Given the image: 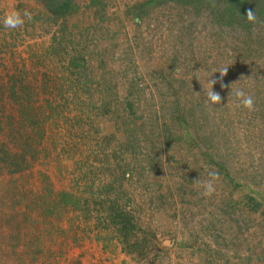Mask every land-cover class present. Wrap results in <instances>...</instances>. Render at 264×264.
<instances>
[{"label": "rangeland", "instance_id": "rangeland-1", "mask_svg": "<svg viewBox=\"0 0 264 264\" xmlns=\"http://www.w3.org/2000/svg\"><path fill=\"white\" fill-rule=\"evenodd\" d=\"M230 1L0 0V264H264V0Z\"/></svg>", "mask_w": 264, "mask_h": 264}, {"label": "clouds", "instance_id": "clouds-1", "mask_svg": "<svg viewBox=\"0 0 264 264\" xmlns=\"http://www.w3.org/2000/svg\"><path fill=\"white\" fill-rule=\"evenodd\" d=\"M25 19L31 20L32 15L30 12H25L24 16L22 17L19 12L16 11H9L5 13L4 16V27L8 29H16L18 27H21L24 24ZM246 19L249 23H256L257 22V16L252 11L249 10L246 14ZM227 72V69H224L223 71L219 72L221 74V77H223ZM215 81H210V89L207 91L206 96L207 99L205 101L206 104L210 105H218L220 104L222 97L218 92L213 91V84ZM221 87H224L223 84H221ZM233 95L231 92L229 96ZM234 96L236 100L239 102L240 106L248 109L253 110L254 108V99L252 95L246 93L244 89L240 88L237 89L234 93ZM207 170V169H206ZM208 171V179L201 181L199 178L198 180L194 181V183L198 186L203 188L202 195L206 197H210L215 192V186L214 183L219 179V174L215 171L207 170Z\"/></svg>", "mask_w": 264, "mask_h": 264}, {"label": "trees", "instance_id": "trees-1", "mask_svg": "<svg viewBox=\"0 0 264 264\" xmlns=\"http://www.w3.org/2000/svg\"><path fill=\"white\" fill-rule=\"evenodd\" d=\"M42 1H44V0H42ZM52 0H48V2L49 3H52L51 2ZM239 4H241V2H239V0H231L230 1V3L227 5V8H226V11L228 12V17H229V19H234V20H239V19H242V20H244V18L245 17H243V18H239L238 19V16L240 15V12H236V10L237 9H239V7H240V5ZM58 9V8H57ZM52 14H54V15H60V11L59 10H57L56 12H55V10H53V11H50ZM258 16H259V18L260 19H263L264 20V11L262 12V11H258ZM242 15V14H241ZM11 95H14L13 93L11 94ZM49 104V103H48ZM47 112L50 114V115H52V112H53V109H52V107H51V105H49L48 107H47ZM31 117H33V116H31ZM115 200H118V198H116V199H114V201H112L111 203H110V210L112 211V215H111V218L113 219V222H114V220L115 221H118V222H121V220H119V219H116V218H121L122 220L123 219H125L124 221H125V223H124V227L126 228H129L130 227V221H131V218H132V215H131V213H129V212H124L123 210H121L119 207H116V206H118L117 205V202L115 201ZM116 207V208H115ZM128 234V229H124V232H123V235H127ZM120 242L122 243V240H120ZM123 244V243H122ZM127 245V247L129 248V249H131V244H126ZM123 246V245H122ZM129 249H125L127 252H133V253H135V250H129Z\"/></svg>", "mask_w": 264, "mask_h": 264}]
</instances>
